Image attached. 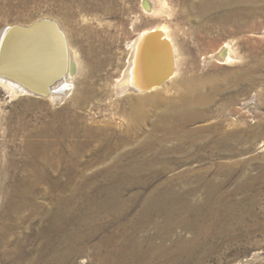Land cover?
Wrapping results in <instances>:
<instances>
[{
	"label": "rangeland",
	"instance_id": "rangeland-1",
	"mask_svg": "<svg viewBox=\"0 0 264 264\" xmlns=\"http://www.w3.org/2000/svg\"><path fill=\"white\" fill-rule=\"evenodd\" d=\"M57 1L0 0V31L49 18L56 21L65 34L73 31L66 34V37L70 47H79L77 59L82 58L80 74L86 70L81 50L88 46L89 39L94 46L98 37L102 40L105 54H101V58L107 57L110 63L91 78L98 91L83 106L72 99L81 88V76L75 81L74 95L59 105L45 97L16 96L0 85V226L6 229L11 223L10 219L3 217L5 201L8 198L3 191L9 180L4 177L2 171L6 173L20 166L17 152L18 145L23 140L20 135L34 138V133L39 132L44 125H50L57 114H65L71 110L84 120V124H90L89 119L94 122L118 119L119 114L127 107L126 100L129 98L120 97V94L115 92L114 85L117 84L116 80L122 78L127 66L130 44L139 34L163 27L176 50L177 76L190 79L210 78L212 85L220 91L209 109L211 120L195 123L191 129H206L218 124L213 129L215 134L210 135V140H216L219 133L222 137L224 134H230L231 137L227 139L228 142H221V147L213 150L217 156L213 161H185L184 157L167 155L163 162L170 163L173 171H166L167 174L151 180L145 188L132 186L125 189L123 198H135L136 204L121 219L120 233H134L133 225L127 220L136 214H146L151 225L144 230L145 238L150 237L159 243L158 240L165 233L172 231L166 242L168 255L164 258L146 257L147 260L154 259V264H264V69L258 68L259 64L264 62V18L252 19L248 23L250 27L246 26L235 33L232 32L235 28L226 25L224 33L204 35L202 41L201 36L192 34V30L197 26L196 19L188 22L187 18L194 17L189 15L187 7L180 0H114L112 4L111 1L98 0H63L65 4L62 0ZM62 4L69 6L74 14L69 26L64 24L60 16ZM74 34L84 38L86 36V45H83L79 36H74L76 43L70 42L68 35ZM223 50L225 54L220 58L228 55L230 60L227 63L215 58V55ZM250 54H253L254 58ZM244 67L255 71L253 79L237 82V77L231 75L230 71ZM155 92L174 96L179 89L174 82H168ZM152 93L154 92L148 95ZM150 113L152 110L145 107L144 115ZM54 132H57V128ZM201 136L202 139L208 137L206 134L205 137L202 134ZM60 151L62 152L61 148ZM142 151L144 153V150ZM162 165L163 163L154 164L151 169ZM185 168H210V174L205 180L217 186L216 190L208 191V196H205L198 186V190L186 198V202L193 207H197L203 199L200 204L203 206L202 215L212 214L215 219L210 227V223L207 224L206 230L200 225L193 226L191 230L183 226L174 227L170 222V212L173 210L167 205L154 203L149 210H143V203L152 189L167 179L176 177ZM151 169L148 167L146 172L149 174ZM215 169L220 170L219 173L216 174ZM65 170L64 163L56 177L53 178L51 173L49 174L37 192V200H26L27 210L22 213L24 216H40V219L43 215L50 217L59 197L71 189L67 187L65 178L61 177V172ZM190 177L186 176V180H175L173 183L175 187L196 186L197 180ZM75 180L76 178H73V181ZM87 191L89 194H86ZM77 194L80 195H75L72 203L75 204L77 198L82 196L73 214L78 224L86 217H94L100 221L112 219H107L108 215L101 210V201L105 200L104 194L87 190L84 185ZM12 198L21 200L19 195ZM39 203L42 205L40 209ZM158 209L167 213V221L156 212ZM117 226L115 223L107 224V234L115 231ZM37 229L34 223H25L18 226L14 233H0V264H52L47 260L48 254L42 257L30 254L32 243L26 239L34 235ZM198 231H205V236L200 233L194 241ZM85 232L83 229L80 231ZM100 236L90 241L89 247L97 245ZM180 239L187 242V248L178 247ZM19 243L22 251L28 253L20 260L13 256V249ZM52 250L59 254L56 261L62 259L61 248ZM176 250L181 254H177ZM81 253L83 254L75 257L74 263L82 264V260L86 259L87 264H91V253Z\"/></svg>",
	"mask_w": 264,
	"mask_h": 264
},
{
	"label": "bare ground",
	"instance_id": "bare-ground-1",
	"mask_svg": "<svg viewBox=\"0 0 264 264\" xmlns=\"http://www.w3.org/2000/svg\"><path fill=\"white\" fill-rule=\"evenodd\" d=\"M98 1H111L112 4L114 0ZM61 2L64 3L63 0ZM180 2L187 7L189 15L194 17L187 18L188 22L196 19L197 26L192 30V34L201 36V40H204V35L224 33L226 25L235 28L232 31L235 33L249 26L248 23L252 19L264 18V0H180ZM64 4L59 12L64 24L69 26L74 14L71 8ZM41 21L54 22L65 39L66 75L51 88L43 91L23 83L14 76L13 79L0 76V85L16 96L45 97L59 105L74 95L75 81L81 76V88L72 99L83 106L98 91L91 78L110 63L107 57L101 58L105 50L99 37L94 46L90 39L88 42L85 41L86 36L84 38L78 34L68 35L70 42L76 43L74 36H79L84 46L86 42L88 43V46L80 49L86 69L80 74L82 58L77 59L79 47H70L66 37V34L73 32L72 30L65 34L58 23L49 18L39 19L28 25L11 26L0 31V64L6 60L11 44L16 42L18 46L21 43L22 38L19 39L17 36V39L15 36L16 28H29ZM129 51L122 78L116 80L117 84L114 85L115 92L120 94V97L129 98L126 100L127 107L119 114L118 119L110 118L100 122L89 119L90 124H84V120L72 110L65 114H57L50 125L46 124L39 132L34 133V138L20 135L23 138L17 149L20 166L6 173L2 171L4 177L9 180L3 191L6 198L8 197L3 217L10 219L11 223L6 229L0 226V233L5 235L7 232L14 233L18 226L34 223L38 229L34 235L26 239L32 243L29 249L31 251L33 247L30 252L32 256L42 257L48 254L47 260L52 264H75V257L84 251L91 253V264H154V259L147 260L146 257L164 258L168 255L166 242L172 231L165 233L158 240L159 243L150 237L145 238L144 230L151 224L146 214H136L127 220L133 225L134 233L121 234V219L136 204L135 198L127 200L123 198L125 189L132 186L145 188L151 180L167 174L166 171H173L170 163L163 162L167 155L181 156L185 161H213L217 159L213 150L221 147V142H228L227 139L231 137L230 134H224L223 138L219 133L216 140H210V135L215 134L213 129L218 124L206 129H191L195 123L211 120L209 109L220 91L212 85L210 78L190 79L177 76L176 50L165 28L158 27L139 34L131 42ZM224 54L225 50L216 54L215 58L227 63L230 60L228 55L220 58ZM16 55L14 53L13 58ZM250 56L254 58L253 54ZM258 68L264 69V62L260 63ZM254 73L250 67L230 71L231 75L237 77V82L253 79ZM168 82L170 84L174 82L179 89L176 95L164 96L165 91L155 92ZM151 92L154 93L148 95ZM145 107H149L152 113L144 115ZM56 128L57 132H54ZM201 134L208 137L202 139ZM171 143L172 145H169ZM64 163L66 170L61 172V177L65 178L67 187L71 188L70 191H65V195L59 197L50 217L43 215L44 221L40 216L36 218L24 216L22 213L27 210L26 200H37V192L41 189L43 181L50 173L53 178L56 177ZM162 163V166L151 169L154 164ZM148 167L151 169L149 174L146 172ZM185 169L176 177L154 187L143 203V210H149L154 203L167 205L173 210L170 212V222L174 227L183 226L191 230L193 226L200 225L206 230L207 224L210 223L208 225L210 227L215 219L212 214L202 215L203 206L200 204L203 203V199L197 207H193L186 202V198L195 193L198 186L205 196H208V191L216 190L217 186L205 180L210 174V168ZM219 171L215 169L216 174ZM143 174L148 176L144 177ZM186 176L196 179L198 184L194 187H175L173 181L186 180ZM73 178L76 180L73 181ZM83 185L87 190L104 194L105 200L101 201V210L108 215L107 219L112 218L111 220L100 221L94 217H86L82 218L79 224L74 220V208L82 196L77 198L75 204L72 203V199L75 195H80L77 193L81 191ZM18 195L20 201L12 198ZM40 208L42 205L39 203ZM156 212L167 221V213L164 210L158 209ZM109 223L118 226L115 231L107 234L105 228ZM82 229L86 232L80 233ZM200 233L205 236V231H198L192 240L196 241ZM98 235H101L98 244L89 247L90 241ZM186 245L187 242L180 239L178 247L185 249ZM52 248L62 249V259L56 261L59 254ZM176 253L181 254L178 250ZM27 255L28 253H24L20 248V243L14 247V258L20 260ZM82 264H87V260L83 259Z\"/></svg>",
	"mask_w": 264,
	"mask_h": 264
},
{
	"label": "water",
	"instance_id": "water-1",
	"mask_svg": "<svg viewBox=\"0 0 264 264\" xmlns=\"http://www.w3.org/2000/svg\"><path fill=\"white\" fill-rule=\"evenodd\" d=\"M15 36L22 38L21 43L11 44L6 60L0 64V76L10 79L14 76L43 91L66 75V42L54 22L41 21L29 28L17 27ZM14 53L17 55L13 58Z\"/></svg>",
	"mask_w": 264,
	"mask_h": 264
}]
</instances>
